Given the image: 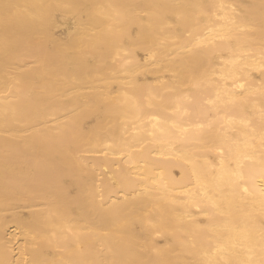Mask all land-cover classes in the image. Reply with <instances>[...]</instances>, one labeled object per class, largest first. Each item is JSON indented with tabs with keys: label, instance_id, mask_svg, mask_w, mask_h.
Instances as JSON below:
<instances>
[{
	"label": "bare ground",
	"instance_id": "bare-ground-1",
	"mask_svg": "<svg viewBox=\"0 0 264 264\" xmlns=\"http://www.w3.org/2000/svg\"><path fill=\"white\" fill-rule=\"evenodd\" d=\"M0 264H264V0H0Z\"/></svg>",
	"mask_w": 264,
	"mask_h": 264
},
{
	"label": "rangeland",
	"instance_id": "rangeland-1",
	"mask_svg": "<svg viewBox=\"0 0 264 264\" xmlns=\"http://www.w3.org/2000/svg\"><path fill=\"white\" fill-rule=\"evenodd\" d=\"M63 15H66L67 16V13L65 14H63ZM58 16H59V18H60V16H62L61 14H58ZM69 16V17H68ZM68 16H67V21L71 24V26L72 25H74V26H76L77 25V28H78V24H77V20H76V18H74L73 17V19H71V15L68 13ZM73 22H74V24H73ZM97 28H99V27H96V29ZM60 31H62V32H60ZM59 33H60V37H63V38H65L66 37V33H65V29L64 28H61V29H59ZM134 34V33H133ZM123 51V50H122ZM126 51L124 50V53H125ZM127 53V52H126ZM122 54H123V52H122ZM146 55V53H144V52H142V51H140L139 52V56L140 57H142V56H145ZM123 56H124V54H123ZM125 56H127L126 54H125ZM149 79H150V81H153L154 79L152 78V77H149ZM153 117V118H152ZM151 118H149V119H154L155 117L154 116H152ZM175 172H176V174H178L179 173V171H178V169H175Z\"/></svg>",
	"mask_w": 264,
	"mask_h": 264
}]
</instances>
